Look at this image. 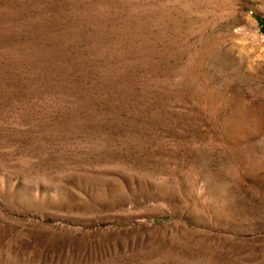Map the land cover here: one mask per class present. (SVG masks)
<instances>
[{
  "label": "rangeland",
  "instance_id": "374dc122",
  "mask_svg": "<svg viewBox=\"0 0 264 264\" xmlns=\"http://www.w3.org/2000/svg\"><path fill=\"white\" fill-rule=\"evenodd\" d=\"M264 0H0V264H264Z\"/></svg>",
  "mask_w": 264,
  "mask_h": 264
},
{
  "label": "trees",
  "instance_id": "16d2710c",
  "mask_svg": "<svg viewBox=\"0 0 264 264\" xmlns=\"http://www.w3.org/2000/svg\"><path fill=\"white\" fill-rule=\"evenodd\" d=\"M262 31L264 32V22L262 23Z\"/></svg>",
  "mask_w": 264,
  "mask_h": 264
}]
</instances>
